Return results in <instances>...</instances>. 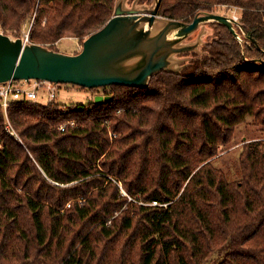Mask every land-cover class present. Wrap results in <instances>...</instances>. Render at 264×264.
Returning a JSON list of instances; mask_svg holds the SVG:
<instances>
[{"label":"trees","instance_id":"trees-1","mask_svg":"<svg viewBox=\"0 0 264 264\" xmlns=\"http://www.w3.org/2000/svg\"><path fill=\"white\" fill-rule=\"evenodd\" d=\"M115 1L0 0V28L18 36L34 16L30 42L58 51ZM222 5L251 40L212 24L209 55L178 75L102 87L100 104L0 106V264H205L217 252L218 264H264V140L243 144L238 181L210 160L245 117L264 127V0H161L158 15L190 22Z\"/></svg>","mask_w":264,"mask_h":264},{"label":"water","instance_id":"water-1","mask_svg":"<svg viewBox=\"0 0 264 264\" xmlns=\"http://www.w3.org/2000/svg\"><path fill=\"white\" fill-rule=\"evenodd\" d=\"M138 1L116 0L110 19L74 54L0 31V83L34 79L86 89L115 84L144 89L158 73L178 75L191 61L208 56L203 47L218 39L212 24L226 28L240 44L251 40L234 17L198 11L185 22L158 15L161 0ZM110 100L93 98L96 104Z\"/></svg>","mask_w":264,"mask_h":264},{"label":"rangeland","instance_id":"rangeland-1","mask_svg":"<svg viewBox=\"0 0 264 264\" xmlns=\"http://www.w3.org/2000/svg\"><path fill=\"white\" fill-rule=\"evenodd\" d=\"M214 10H215L214 12L218 14L236 17L237 19L239 18L240 15V10L233 6H226V5L216 6ZM33 19L34 16L30 20V22H26L22 25L20 36L26 34V32L29 29L31 30V24H32L31 22L33 21ZM0 31L3 32L1 28ZM81 44L82 42H79L78 39L72 36H65L64 38L60 39V41L55 43L54 47L59 52L66 54H74L80 51ZM96 95L104 96V90L101 88L83 89L77 86L63 85L58 91L55 101L59 104L60 103L63 104L66 107H69L70 105H78V104L86 105L87 102L92 101L94 96ZM45 102L46 100H39L37 103L45 104ZM67 122L70 124L74 123L69 121ZM257 140H264V127L256 125L252 117H245L235 127L232 140L228 144L220 146L218 148L217 155L214 158L210 159L213 167L215 169H220L224 174L226 180L228 181L240 180L241 169L239 165V157L242 151V146L246 142L257 141ZM135 202L136 204L143 203L144 205L148 206L147 205L148 203L143 202L142 200L135 201L134 199L133 203ZM128 208L129 207L123 206L119 211L115 213L114 217H116L117 215H121V213H123L122 211H124V214H126L125 212H127ZM220 260H221L220 253L217 252L216 254L211 255L205 264H218Z\"/></svg>","mask_w":264,"mask_h":264},{"label":"built area","instance_id":"built-area-1","mask_svg":"<svg viewBox=\"0 0 264 264\" xmlns=\"http://www.w3.org/2000/svg\"><path fill=\"white\" fill-rule=\"evenodd\" d=\"M238 20L236 17H234ZM30 30V29H29ZM23 34L22 37L24 42H30L29 33ZM63 84H53L49 81L42 80H30L26 83L24 80H10L5 83H0V106L2 107L4 113L11 102L14 101H33L38 102L39 100H46L45 104L55 101L58 91ZM44 97V98H43ZM66 108H62L61 111L66 112ZM68 122L60 124L59 130L64 131V127ZM6 130L8 134L15 135L14 131L10 125H6ZM144 205L143 203H140ZM149 206H165L166 204H161L157 201H152L148 203ZM69 206V205H68Z\"/></svg>","mask_w":264,"mask_h":264},{"label":"flooded vegetation","instance_id":"flooded-vegetation-1","mask_svg":"<svg viewBox=\"0 0 264 264\" xmlns=\"http://www.w3.org/2000/svg\"><path fill=\"white\" fill-rule=\"evenodd\" d=\"M131 1V0H130ZM142 0H139L138 3H141Z\"/></svg>","mask_w":264,"mask_h":264}]
</instances>
